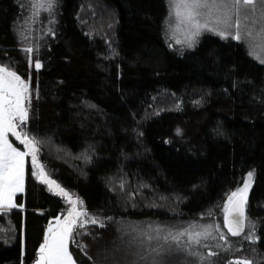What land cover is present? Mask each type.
<instances>
[{
	"label": "trees",
	"instance_id": "16d2710c",
	"mask_svg": "<svg viewBox=\"0 0 264 264\" xmlns=\"http://www.w3.org/2000/svg\"><path fill=\"white\" fill-rule=\"evenodd\" d=\"M39 2L0 0V66L30 82L25 131L45 173L97 221L74 230L76 263L158 262L147 247L131 255L124 226L212 221L251 172L264 264V65L208 33L172 47L168 0ZM27 159L25 192L0 211V264H33L66 210Z\"/></svg>",
	"mask_w": 264,
	"mask_h": 264
},
{
	"label": "snow or ice",
	"instance_id": "6c2138e0",
	"mask_svg": "<svg viewBox=\"0 0 264 264\" xmlns=\"http://www.w3.org/2000/svg\"><path fill=\"white\" fill-rule=\"evenodd\" d=\"M230 2L234 12L232 14L225 13L223 17L216 16L213 20L212 10L218 7L217 0H177L176 15L182 23L192 24L197 29V33L201 28L213 31L214 29L209 27L210 23L223 24L225 30L218 32L221 36L229 34L227 29L235 28L233 38L237 41L251 37L253 40L259 38L264 42V26L257 33V37H252L246 22L247 13L241 14L242 8L251 9L255 13L257 3H259L262 8L261 16L264 18V0H230ZM36 6L43 7V4L37 0ZM200 9H207V12L201 13ZM202 15L209 17L204 24H201L197 19ZM26 51L31 52L32 50L26 49ZM35 67L39 69L40 64L37 63ZM29 84L30 82H25L15 71H9L7 67H0V210L8 211L17 207L14 197L17 192H22L24 189L25 157L31 156L32 164L38 170L33 173L37 179L41 183L47 184L53 194L65 197L72 205L63 221L57 220L55 228L49 227V235L39 248L38 264H76L69 251V242L76 243L75 237L83 235V233L74 232L78 219L85 218V220H79L81 227L84 226L86 220H90L93 224L97 221L88 217V213L82 209L83 201H79L78 198L74 200L60 184L48 177L37 159L39 151L37 141L34 138H29L27 133L17 131L20 124H23L28 118V107L31 103ZM9 133L23 144L27 151H21L14 147L9 142ZM252 179L253 174L249 172L244 186L229 197L228 203L231 207L225 208V224L234 236L239 235L242 227L241 218L244 216L246 193ZM78 203L81 205L80 210L77 208ZM233 211H236L238 216L230 218ZM233 224L236 226L233 227ZM234 264H247V262L236 261Z\"/></svg>",
	"mask_w": 264,
	"mask_h": 264
},
{
	"label": "rangeland",
	"instance_id": "374dc122",
	"mask_svg": "<svg viewBox=\"0 0 264 264\" xmlns=\"http://www.w3.org/2000/svg\"><path fill=\"white\" fill-rule=\"evenodd\" d=\"M168 4L169 15L166 21V36H168L167 38L171 43L172 47L180 49H192L195 46L199 37L208 33L215 35L223 40H233L245 44L251 56L256 61L264 65V62H262L264 61V42H262L259 38L253 40L250 37L246 40L237 41L233 38V35L236 31L235 28L227 29V33L229 34H227L226 36H221L218 34V32L225 30V26L223 24L216 25L215 23L209 24V27L214 29L213 31L201 28L197 33V29L192 24L186 22L182 23L177 17V0H168ZM217 5L218 7L213 8L212 10L213 20L216 16L223 17L225 13L232 14L234 12L230 0H217ZM199 11L201 13H206L207 9H200ZM261 11L262 8L259 3H257L255 13H253L251 9H241L242 15L244 13H247L248 18L246 22L248 25V30H250L252 33V37H257V33H259L262 26H264V18H262L261 16ZM197 19L200 21L201 24H204L205 21L209 19V17L206 15H202L197 17ZM21 79L23 78L21 77ZM25 82L27 81L25 80ZM29 118L30 106L28 107V118L23 124H20V126L17 128L18 132L26 133L25 127L29 121ZM17 123H19V121H17ZM8 139L14 147H17L21 151H25L15 145L14 140H16V138L12 136L11 133L8 134ZM27 166L28 159L27 157H25L24 189L22 192L16 193L14 197L15 203L17 196L25 192ZM252 174L253 179L250 187L247 190L246 203L244 205L243 231L240 232L239 235H232L230 232H227L223 226L224 218L226 215L225 208L231 207L228 203V198L227 203L226 205H224L223 211L220 214V217L217 216V218H215L214 220L208 221L206 223L160 222L156 220H149L140 223L130 224L129 226H124V236L126 237V241L128 242V244H130V250L132 251L131 255L133 254L137 256L138 253L142 250V248L147 247L149 251L155 253L157 257L159 256L158 262H155L152 259L150 264H186V262H188V260L190 259L194 260L195 264H234V262L236 261H245L247 262V264H253L255 261L259 260L260 255L258 254L255 247V243L257 241L256 231L253 227L252 222L250 221V216L248 212L249 195L254 184V173ZM247 177L245 181L247 180ZM57 183L60 184V186L63 187L65 191H67L74 200L78 198L79 201H82L81 198L73 194L61 183ZM45 186L49 190L48 185L45 184ZM238 190H236L235 192H237ZM50 192L53 194L52 191ZM56 196L60 197L64 201L66 205V210L60 216L49 222L46 228L45 239L49 235V227L55 228L57 220L63 221L64 217H66L68 214V210L72 207V205L67 201L65 197H62L60 195ZM77 208L78 210H80L81 208V205L79 203L77 204ZM82 209L86 211L84 202L82 205ZM79 220H85V218L80 217L78 219L76 228L80 226ZM86 223L87 220L85 221L84 225H86ZM181 233H183V235H181ZM39 256L40 253L38 252L37 259L33 264H38Z\"/></svg>",
	"mask_w": 264,
	"mask_h": 264
},
{
	"label": "water",
	"instance_id": "95a60500",
	"mask_svg": "<svg viewBox=\"0 0 264 264\" xmlns=\"http://www.w3.org/2000/svg\"><path fill=\"white\" fill-rule=\"evenodd\" d=\"M236 216H238V213H237L236 211H233V212H232V217H230V218H234V217H236ZM241 221H242V227H241V229H240V232L243 231V217L241 218ZM224 223H225V218H224ZM225 226H226V224H225ZM235 226H236V225L233 224V227H235ZM226 228L228 229L227 226H226Z\"/></svg>",
	"mask_w": 264,
	"mask_h": 264
}]
</instances>
